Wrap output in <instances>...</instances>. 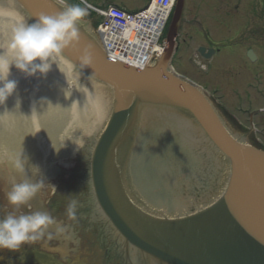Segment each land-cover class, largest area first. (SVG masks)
I'll use <instances>...</instances> for the list:
<instances>
[{"label":"water","instance_id":"obj_1","mask_svg":"<svg viewBox=\"0 0 264 264\" xmlns=\"http://www.w3.org/2000/svg\"><path fill=\"white\" fill-rule=\"evenodd\" d=\"M0 2H11L30 18L29 23H34L42 14L54 15L64 8L54 0ZM183 7L184 0H179L168 34V49L160 61L145 71L110 60L83 22L79 25V40L58 56L59 59L54 58L66 76V65H69L85 78L101 83L109 92L111 112L99 129L97 145L91 149L96 196L115 229L133 246L161 264H264V152L235 139L203 94L170 72ZM85 50L92 54L90 67L80 64ZM199 53L205 57V49H200ZM56 64L46 76L35 75L41 78L40 82L37 80L38 84L32 83L36 78L31 76L30 87L63 86L65 75ZM42 79L46 81L43 83ZM104 91L106 116L108 93ZM144 107L183 111L195 120V124L179 111L140 110ZM65 116L67 123L73 117L70 109ZM136 121L140 130L134 136L133 151L123 165L124 178H127L123 182L132 186L135 197H138L132 199L140 203L136 207L140 217L132 207L126 206L123 196L112 185L114 177L111 173L116 151L123 143L129 145L133 140ZM178 125L185 130H177L176 136L167 129ZM195 125L200 126L216 156L207 149V157H203L206 147ZM178 140L184 141L189 151L195 150L197 144L201 145V156L194 157L193 166L198 163L200 171L209 172L207 181L211 185L214 172H225L220 195L214 189L207 191V201L213 202L198 213L193 212L194 215L186 212L191 206H197L195 167L191 166L190 153L185 152L188 158L184 159L174 146ZM199 187L201 190L207 187L201 176ZM140 201L145 209L155 211L159 218L185 214L171 221L146 217ZM202 204L203 200L199 206Z\"/></svg>","mask_w":264,"mask_h":264},{"label":"flooded vegetation","instance_id":"obj_2","mask_svg":"<svg viewBox=\"0 0 264 264\" xmlns=\"http://www.w3.org/2000/svg\"><path fill=\"white\" fill-rule=\"evenodd\" d=\"M234 1V0H233ZM216 5L210 4L207 9V17L214 20L218 25L217 32H227L229 36L223 45L231 42L232 34L229 27V21L234 19L240 25L241 13L239 4L232 8L227 6L225 0H213ZM187 8V7H186ZM184 15H186V10ZM236 19V20H235ZM191 25L188 16H184L181 21L182 27ZM194 31L190 26L189 31ZM239 30V29H238ZM187 33L179 31L178 50L184 46ZM212 45H220L212 42ZM224 57L226 55H223ZM236 67H239L235 65ZM246 71L239 67L235 72V79H238ZM253 73V72H252ZM257 78H262L258 79ZM253 79V80H252ZM251 80L256 83L252 86L248 82L246 86L232 88L233 96L236 99L235 112L230 111L225 103L226 93L221 96V110L225 118L234 126L240 135L245 136L246 140L254 145L261 147L260 142L264 141V112L256 117L247 114L246 110L241 109L244 105L256 110H264V69L253 73ZM250 84V85H249ZM252 91V92H251ZM253 122L254 131L251 128ZM88 166V159H81L80 155L72 160V170L66 175L61 176L59 172L54 180H59L60 184L56 191L40 192L33 197L26 205L21 206L22 213L33 211H46L53 216L55 220L60 219L61 225H68V231L61 235H54L52 239L46 237L35 243L25 244L18 250L9 251L0 249V264H159L152 257L133 251V247L113 228L111 222L106 219L97 205L94 189L90 182L89 173L83 180L86 186L81 183L82 163ZM120 162V161H119ZM75 164V165H74ZM62 166V164H61ZM119 174V170H117ZM127 180V178L125 177ZM53 180V179H51ZM129 190L133 188L127 187ZM7 186L0 180V217H3L11 206L5 199ZM77 201L76 219L70 220L66 215V206L69 201ZM67 220L70 222L67 223ZM55 232V226L50 228Z\"/></svg>","mask_w":264,"mask_h":264},{"label":"clouds","instance_id":"obj_3","mask_svg":"<svg viewBox=\"0 0 264 264\" xmlns=\"http://www.w3.org/2000/svg\"><path fill=\"white\" fill-rule=\"evenodd\" d=\"M88 14L87 4L74 3L54 15L42 14L34 23H29L30 18L11 2H0V36L3 37V43H0V104L5 103L17 89V82L9 79L11 68L14 66L27 76H35L37 73L46 76L55 63L53 57L62 55L69 46L79 40V25ZM92 60V54L85 50L80 64L82 67H90ZM57 67L61 71L58 65ZM63 74L68 83L66 74ZM68 85L66 98L71 97V86L69 83ZM76 105L78 102H74L72 107ZM93 106L98 108V101L94 100ZM22 154L23 152L20 156L9 157L13 169L24 174L25 178L12 182L10 190L5 193V199L11 209L0 217V249L9 251L18 250L25 244L35 243L45 237L50 240L54 235L68 231V226L57 224L53 216L46 211L21 212V206L35 197L45 184L39 175L38 166H32L39 176L38 179L33 180L27 174V159L22 158ZM76 208L77 201H69L66 215L70 220L76 219ZM53 226L54 233L50 231Z\"/></svg>","mask_w":264,"mask_h":264},{"label":"bare ground","instance_id":"obj_4","mask_svg":"<svg viewBox=\"0 0 264 264\" xmlns=\"http://www.w3.org/2000/svg\"><path fill=\"white\" fill-rule=\"evenodd\" d=\"M66 69H70L69 65H66ZM35 78L36 80L32 82L31 76H27L13 66L9 79L17 82V89L5 103L0 104V141L6 142L10 149V154L0 155V160L5 157L20 156L23 152L22 158L27 159L26 169L34 172L36 170L32 169V166L39 167L40 164L43 166L48 159L59 153H66L67 143L63 140L65 138H60L63 140L60 143L56 140L55 133L60 127L65 133L67 109L77 116L76 136L83 137L73 142L79 149L86 145L84 139L96 136L105 119V91L102 87L83 90L78 88L79 90L75 92H69L71 97L66 98L65 89L61 85L31 88V82L33 84L40 82L39 75ZM75 78L79 81L78 76ZM54 80L59 82V79L54 78ZM44 81L46 80L42 79L43 83ZM94 100L98 101V108L93 106ZM68 102L71 104L70 108ZM74 102H78V105L72 107ZM55 112L61 114L56 115ZM56 122L58 128L53 126ZM71 135L75 136V133L72 132ZM59 144L61 149L57 152Z\"/></svg>","mask_w":264,"mask_h":264},{"label":"rangeland","instance_id":"obj_5","mask_svg":"<svg viewBox=\"0 0 264 264\" xmlns=\"http://www.w3.org/2000/svg\"><path fill=\"white\" fill-rule=\"evenodd\" d=\"M89 4L94 5L99 8H104L107 5L104 4L107 0H99L98 2H95L94 0H86ZM127 4V11L129 12H136L141 10L142 4L146 0H124ZM254 1V0H253ZM251 0H225V2L229 5H231V8L235 4H239L240 6V12H241V19H240V25L237 24V22L234 21V19L229 21V27L231 28L232 37H236L240 32H244L250 27V23L252 22V32L245 33L244 37L241 40H239L238 43H236L234 46H227L228 48L224 50L223 52L227 54V57L219 56L217 57L210 65L209 72L208 73H202L200 70L195 66L194 60H195V48L200 43L201 45H206L208 43V39L212 42H215L217 44H220L223 46L225 42L228 41L226 39L229 36V33L225 32H217L216 28L208 27V25L205 24V22H202L203 25L200 27L199 30H194L191 34L192 37L196 38L197 42H191V47L187 51L181 53V55L175 56L173 65L175 69L182 74L183 76L189 78L190 80L199 83L201 86L207 87L209 86V94L211 93L212 96H215L216 99H218L220 90L222 91L220 95L222 96L224 93H226V100L225 103L227 104L228 108L231 109L232 112H235V105L237 106L236 99L233 96V89L235 87H239L240 85L246 86L248 82H251L253 85L255 84L251 78L255 71L264 69V9L261 13V11L258 12L260 16H254L251 17L250 12L253 11L254 7H257L255 2ZM263 1L264 0H260ZM65 2L68 5L78 3L76 0H65ZM216 5V2L214 3ZM191 6V11L194 12L193 16H199L204 7V0H189L187 4L186 11L189 10V7ZM189 19L192 17V14L188 15ZM200 18V17H199ZM199 18H195V20H198ZM203 21V19H201ZM236 20V19H235ZM95 22H100V18L98 19L96 16L94 17ZM193 21V20H192ZM194 23V21H193ZM188 25L185 26L184 33H187ZM206 28V29H205ZM209 28L208 31H210L212 34L207 33L206 30ZM239 29V30H238ZM191 31V30H190ZM202 31V32H201ZM203 32L205 34H203ZM208 34V36H207ZM209 37V38H208ZM188 40V37H185ZM209 44V43H208ZM249 51H252L255 54L256 61L253 63H250L247 61V56ZM229 56V57H228ZM235 61V62H233ZM232 63L239 66L238 63H242V66H239L241 69H244L245 74L243 72V75L238 77V79H235V72L239 70V67H236V69L233 67ZM227 65L231 68L230 71L224 72V73H217L218 71L222 69H227ZM222 67V69H218ZM246 67V68H245ZM216 69L215 73L212 69ZM253 72V73H252ZM213 74V75H212ZM262 79V78H257ZM80 84H82L83 88L89 87L87 85V81L85 78H81L78 81ZM263 86H264V80H262ZM71 86L69 90L74 89L77 84L74 83V80H70L68 82ZM67 83V84H68ZM240 84V85H239ZM85 86V87H84ZM69 85L67 88L64 89L68 90ZM252 92V91H251ZM264 103V102H262ZM264 122V121H262ZM73 120H71L68 123H66V131L65 133H60L56 137L58 138H65L66 139H72L73 135L71 133H76L73 130H70V127L74 126L75 124H72ZM69 130V131H68ZM69 135V136H68ZM81 136V135H80ZM80 136H77L79 138ZM83 149V148H82ZM10 154V149L6 142L0 141V155L6 156L5 154ZM81 159H84L87 157V154L85 153V148L81 151L79 154ZM75 165V164H74ZM58 169V172L63 175H66V173L70 170H72V161L65 162L62 166L60 164H57L55 169ZM88 166L82 163V171L79 173L82 177L81 183L83 186H86L84 184L85 180L87 178L88 173ZM24 175H21V173H17L9 160V158L5 157L0 160V180L3 182L5 187L7 186V189L10 190L11 184L13 181H20ZM41 177V176H40ZM52 178H56V174L52 175ZM38 179V178H37ZM45 184L41 188V190L37 193V196L40 194V192L48 191V189H51L52 192L56 191L59 187L60 181L59 180H50L49 178L44 179ZM57 224H61L60 219L56 220ZM70 221L67 220V223ZM68 226V225H67Z\"/></svg>","mask_w":264,"mask_h":264},{"label":"built area","instance_id":"obj_6","mask_svg":"<svg viewBox=\"0 0 264 264\" xmlns=\"http://www.w3.org/2000/svg\"><path fill=\"white\" fill-rule=\"evenodd\" d=\"M112 16L114 17L117 24L120 26L125 27L130 23V21L126 20L125 16L119 12H113ZM138 18L140 20L136 22V24L134 25L135 26L134 29L141 31L142 33L145 34L146 37H149V33L152 32L151 31L152 25L154 23H160L161 20V17L158 14H151V13L143 14ZM121 30L129 32V29L127 28Z\"/></svg>","mask_w":264,"mask_h":264},{"label":"crops","instance_id":"obj_7","mask_svg":"<svg viewBox=\"0 0 264 264\" xmlns=\"http://www.w3.org/2000/svg\"><path fill=\"white\" fill-rule=\"evenodd\" d=\"M94 1L98 2L99 0H94ZM149 1L150 0H146L142 4L141 8L142 9L145 8L148 5ZM104 4H106L107 6H109V5L119 6V7L123 8V9H127V7H128V4L124 0H107Z\"/></svg>","mask_w":264,"mask_h":264}]
</instances>
